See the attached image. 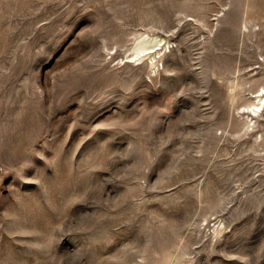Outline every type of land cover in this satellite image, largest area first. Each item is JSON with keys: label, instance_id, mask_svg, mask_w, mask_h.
Here are the masks:
<instances>
[{"label": "rangeland", "instance_id": "rangeland-1", "mask_svg": "<svg viewBox=\"0 0 264 264\" xmlns=\"http://www.w3.org/2000/svg\"><path fill=\"white\" fill-rule=\"evenodd\" d=\"M261 85L264 0H0V264H264Z\"/></svg>", "mask_w": 264, "mask_h": 264}, {"label": "bare ground", "instance_id": "bare-ground-1", "mask_svg": "<svg viewBox=\"0 0 264 264\" xmlns=\"http://www.w3.org/2000/svg\"><path fill=\"white\" fill-rule=\"evenodd\" d=\"M150 36H151V34L149 33V31L139 33L137 36H135L131 46L129 48H127L128 49L127 51L133 49L132 54L129 55L128 57L134 56L136 59L139 60V59L143 58L144 54L147 53L146 51H148L150 49V47L160 45L158 40H156L155 38H152ZM134 43H135V45H134ZM158 53L160 56H162V59L164 61L167 57V51H163V48H161L158 51ZM125 57H122L121 60H124ZM157 59H159V58H157ZM147 67L150 71H153V73L157 69L160 71L159 64L154 63L153 61L150 64H148ZM253 96H254V100L252 102H248V104H245L242 107V109H240V111L242 110V117L243 118L245 117V118L250 120V123H248V121L246 120L245 125H244V129H245L246 133H248V135L251 133V132H249L251 123H253L252 124L254 127L253 130H255L257 127V124H259V118L262 117V115L264 116V85H261L257 89V91L255 93H253ZM261 113H262V115L260 117L253 118L251 116V115L258 116ZM251 135H252V133H251Z\"/></svg>", "mask_w": 264, "mask_h": 264}]
</instances>
